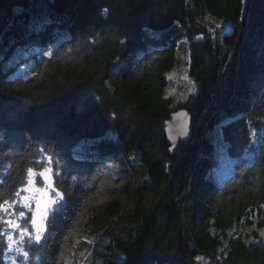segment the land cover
Segmentation results:
<instances>
[{"label": "trees", "instance_id": "obj_1", "mask_svg": "<svg viewBox=\"0 0 264 264\" xmlns=\"http://www.w3.org/2000/svg\"><path fill=\"white\" fill-rule=\"evenodd\" d=\"M180 109L191 139L171 153ZM260 119L264 0H0V204L28 168L69 194L17 264H79L104 239V264H264Z\"/></svg>", "mask_w": 264, "mask_h": 264}, {"label": "snow or ice", "instance_id": "obj_2", "mask_svg": "<svg viewBox=\"0 0 264 264\" xmlns=\"http://www.w3.org/2000/svg\"><path fill=\"white\" fill-rule=\"evenodd\" d=\"M241 4L245 3V0H240ZM107 11V9H105ZM221 25L220 23H216V27L219 28ZM48 55H51V53H48ZM167 79L172 80L173 75L172 73H167ZM185 80L188 81V84L191 85L189 91L195 92L196 91V84L193 83L192 80L188 79L187 76L184 77ZM182 99H186V97H181ZM260 123L264 124V119H260ZM253 136H255V132L252 133ZM50 160V157H49ZM51 169L48 167H45L42 171H35L33 168L27 169V183L26 185L21 188L19 191L15 193V196L19 198V200H13L11 203H9L7 200L4 201L3 204H0V211L8 212V209L12 207V205L17 204L19 202L20 207L27 209L28 211L32 212V215L30 218L25 217L24 211H19L18 213H11L9 212V215H15L17 219H3L2 222L7 225L8 229H11L13 231L19 232V237L14 238L11 235V232L7 231H0V236H5L7 238V251L12 252L13 250L19 252L20 251V245L22 242H24L25 237H27V242H36L39 243L41 238L44 236L45 231L49 227L48 221L49 216L51 213H59L62 208H65L66 205L62 204L66 200V196L69 194H66L60 190L57 189V187L54 186L53 180L51 176L49 175ZM56 175H59V172L56 173ZM39 176L42 178L43 181V188L36 187V177ZM75 179V178H73ZM21 192H27L31 193L30 195H21ZM37 194H39V198H37ZM33 202L35 203V209L33 210ZM5 205L8 206V208H5ZM261 208H264V204L260 205ZM18 219H25L26 223H30L32 226L33 231L30 232L28 227L24 224L18 223ZM55 217H53V220ZM261 219H264L262 217ZM255 227V225H253ZM249 232L252 231V229L248 230ZM260 234L262 237H264V228L259 229ZM231 235V234H230ZM255 241H246V243H254ZM91 243V241H89ZM13 245H15V249L13 248ZM223 251V249H221ZM23 255L25 257L28 256V253L25 251L23 252ZM197 260H200L201 257H196Z\"/></svg>", "mask_w": 264, "mask_h": 264}, {"label": "rangeland", "instance_id": "obj_3", "mask_svg": "<svg viewBox=\"0 0 264 264\" xmlns=\"http://www.w3.org/2000/svg\"><path fill=\"white\" fill-rule=\"evenodd\" d=\"M205 21H207L213 28H215V29H218L217 27H216V23H220V24H227L228 25V28H229V24H228V22L227 21H225V20H218V19H214V18H212V17H210V16H205V19H204ZM170 73H172V75H173V78H172V88H171V90H170V92L172 93V94H175L176 95V97H177V99L178 100H181V97H184V95H185V93H187L188 92V94H190L191 92L189 91V89H190V87H191V85H189L188 84V81L187 80H185L184 79V76H183V74L182 73H179V72H177V71H172V72H170ZM180 75H181V77H180ZM253 145V144H252ZM252 147V146H251ZM251 152V150H249L247 153H246V155L248 154V153H250ZM245 155V156H246ZM31 193H27V192H21V195H30ZM19 200V198L17 197V201ZM16 207H18L19 209H21L20 211H24V212H30V211H28L27 209H24V208H21L20 207V204H19V202L17 203V204H14ZM13 205V206H14ZM6 207V206H5ZM6 208H8V207H6ZM15 208L14 207H11V208H9L8 209V212H6V214L8 215L9 214V212H15V210H14ZM16 213V212H15ZM14 213V214H15ZM14 217V218H13ZM10 219H17V217L15 216V215H12L11 216V218ZM22 221H23V219H18V223H20V224H22ZM7 231V230H6ZM9 232H11V235L14 237V238H18L19 237V232L18 231H13V230H9ZM28 238L27 237H25V241L27 240ZM5 240L7 241V238L5 237ZM106 239H104L103 241H104V244H103V246H100V248L97 250H95V251H93V249H92V251H90V252H88L87 254H85L84 256H83V259L80 261V263L79 264H104V258H105V256H106V250L107 249H105V246H106V244H107V240L105 241ZM262 240H264V237H262ZM226 240L224 239V242H225ZM23 243V242H22ZM22 243H21V245H20V251L19 252H17V251H15V250H13L12 252H8V254H7V259H6V262H7V264H17L20 260H22L21 258H23L24 257V255H23V250H22V248H21V246H22ZM94 243V242H93ZM94 246H96V245H94ZM13 248L15 249V245H13Z\"/></svg>", "mask_w": 264, "mask_h": 264}, {"label": "water", "instance_id": "obj_4", "mask_svg": "<svg viewBox=\"0 0 264 264\" xmlns=\"http://www.w3.org/2000/svg\"><path fill=\"white\" fill-rule=\"evenodd\" d=\"M165 135L167 141L172 145V148L170 149L171 153L175 151L179 143L188 142L191 139V117L186 110L180 109L172 114L171 119L167 122ZM49 175L53 180L51 171ZM38 179L41 181L43 185L42 178L38 176ZM43 187L44 185L42 186V188ZM37 198H39V194H37ZM34 209H35V203L33 202V210ZM30 228L31 231H33L31 224H30ZM47 233L48 230L45 231L44 236L41 238L39 243H36L34 241L33 242L37 245L40 244L43 241V238L47 235Z\"/></svg>", "mask_w": 264, "mask_h": 264}]
</instances>
